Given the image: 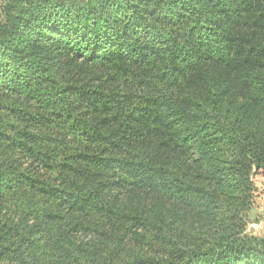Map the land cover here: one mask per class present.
Here are the masks:
<instances>
[{
  "label": "trees",
  "instance_id": "obj_1",
  "mask_svg": "<svg viewBox=\"0 0 264 264\" xmlns=\"http://www.w3.org/2000/svg\"><path fill=\"white\" fill-rule=\"evenodd\" d=\"M0 12V264H264V241L234 229L264 165V0ZM81 232L163 255L107 261Z\"/></svg>",
  "mask_w": 264,
  "mask_h": 264
},
{
  "label": "rangeland",
  "instance_id": "obj_2",
  "mask_svg": "<svg viewBox=\"0 0 264 264\" xmlns=\"http://www.w3.org/2000/svg\"><path fill=\"white\" fill-rule=\"evenodd\" d=\"M8 1L9 0H0V10H1V6L5 5ZM0 16L2 17L1 12H0ZM11 158L20 159L18 151H15L11 155ZM250 179H251L252 187H253L251 200L249 204H247L244 208H242V211H240V214H239L240 217L238 216V220H240V222L239 221L236 222V224L234 225V229L237 230L239 229V227H241V231L244 232L243 233L244 236L254 237L258 240L264 241V165L256 170L252 169L250 172ZM6 205L11 208L9 215L13 217L14 220H16L17 212L20 213L22 210V208L19 205V202L17 201L16 198H9L8 202H6V204L4 203L3 205V207L7 209L8 207ZM30 223H33V220H30ZM117 234L120 235V233H117ZM169 238L170 240L172 239V237H169ZM75 240H76L75 247H77L78 249L87 248L90 251H95L96 253L98 252L101 255L100 258L102 259L104 258L105 260L109 259V261L114 260L118 262L121 259H123V256L125 259H127L128 255H131L133 251L137 249H142L143 251H147L149 255H151L153 258H155L158 249L160 250V253H162L161 248H159V244L154 243V244L148 245L149 244L148 242L147 244H144L145 240L142 237V235H140V237L138 238L132 235L124 239L123 243H125L127 240L126 242L127 246L123 248L120 255H118L117 252L115 251H111V252L107 251V247L110 248V246L112 245V242L103 240L102 236H100L99 234L81 232L80 235H76ZM191 241H193L192 244L193 243H203L202 245H204V248L213 247L215 245L210 240L205 241V240H202V238L197 237V236H193L191 238ZM156 242L159 243L158 241ZM130 246H132L133 248L131 252H129L127 248ZM102 252H104V254ZM187 253H188L187 257L194 260L196 258H200L199 255L201 252H198L195 257H192L191 249H189ZM56 257H57V260L52 259V258L48 259L50 261H54L51 264H57L59 262H61L62 264L65 261H70L69 260L70 256L60 257L58 255ZM58 259H60L61 261H59ZM186 260L187 259L184 258L182 260L183 261L182 263H185ZM69 263L72 264V262H69Z\"/></svg>",
  "mask_w": 264,
  "mask_h": 264
}]
</instances>
